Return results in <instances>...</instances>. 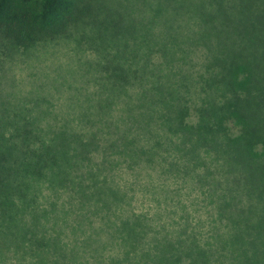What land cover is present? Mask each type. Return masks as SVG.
Masks as SVG:
<instances>
[{
  "label": "rangeland",
  "instance_id": "1",
  "mask_svg": "<svg viewBox=\"0 0 264 264\" xmlns=\"http://www.w3.org/2000/svg\"><path fill=\"white\" fill-rule=\"evenodd\" d=\"M58 31L30 45L0 32V132L27 113L45 132L110 133L119 148L83 164L105 159L97 177L128 192L125 211L164 215L161 236L195 227L171 264H264V0H79ZM91 204L75 209L96 229L115 219Z\"/></svg>",
  "mask_w": 264,
  "mask_h": 264
},
{
  "label": "trees",
  "instance_id": "2",
  "mask_svg": "<svg viewBox=\"0 0 264 264\" xmlns=\"http://www.w3.org/2000/svg\"><path fill=\"white\" fill-rule=\"evenodd\" d=\"M78 1L0 0V32L16 44L25 45L55 36ZM122 73L116 74L117 78L127 80L129 75ZM158 85L152 88L159 90ZM36 123L27 113H12L6 120L3 118V124L11 130L0 132V254L14 248L6 261L10 260V264H171L178 251L187 254L181 247L189 245L195 227L187 224L180 226V230H169L171 238L161 236L162 230L154 222L164 215L157 213L146 220L142 214L125 211L124 205L131 200L128 192L123 193L108 175L99 178L102 175L97 173L106 171L105 159L99 163L98 170L87 168L88 164L84 166L83 162L92 160L93 151L107 156L119 148L121 139H109L111 134L105 133L103 144L95 132L80 138L77 133L45 132ZM140 154L139 151L127 154L129 163L137 166ZM61 190L69 194L66 200L70 209L59 208L55 202L61 199ZM43 199L45 206H40ZM89 204L93 214L114 213L115 219L109 218L104 227L96 229L87 213L75 209L80 206L78 210H85ZM171 213L176 215L174 210ZM187 217V213L181 215ZM148 234L154 236L145 241ZM96 237L105 242L98 244ZM115 242L116 246L109 247ZM110 248L118 252L108 262L106 253ZM57 256L63 259L56 261Z\"/></svg>",
  "mask_w": 264,
  "mask_h": 264
}]
</instances>
